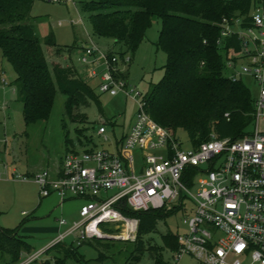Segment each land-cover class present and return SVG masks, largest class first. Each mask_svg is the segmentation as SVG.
<instances>
[{
    "label": "built area",
    "instance_id": "1",
    "mask_svg": "<svg viewBox=\"0 0 264 264\" xmlns=\"http://www.w3.org/2000/svg\"><path fill=\"white\" fill-rule=\"evenodd\" d=\"M251 26L240 27L221 22V35L237 34L241 42L236 61L227 60L231 81L249 76L257 86L254 97V130L238 138H219L212 133L198 146L181 147L176 133L158 124L145 110L140 93L129 88L119 67L124 56L109 54L96 43L85 47L82 62L92 56L89 77H98L101 93H122L137 101V110L129 130L116 139L115 149L72 150L65 153L58 166L41 168L18 175L31 179L41 197L55 194L60 201L68 197L84 199L79 219L38 249L12 264H30L40 260L48 246L92 239L135 241L138 219L124 215L116 204L125 200L133 210L178 208L185 211L182 222L186 231L177 234L178 249L171 252L170 264L187 255L198 264H264V132L259 119L264 118V8L250 13ZM97 135L108 141L104 123ZM139 151L142 167L136 168L134 152ZM112 192L110 195L104 193ZM192 208L184 207V200ZM24 214V212H22ZM114 229L110 233L101 226ZM98 235L99 238L94 236Z\"/></svg>",
    "mask_w": 264,
    "mask_h": 264
},
{
    "label": "trees",
    "instance_id": "2",
    "mask_svg": "<svg viewBox=\"0 0 264 264\" xmlns=\"http://www.w3.org/2000/svg\"><path fill=\"white\" fill-rule=\"evenodd\" d=\"M33 0H0V51L11 64L15 78L14 93L22 103L25 123L48 120L57 91L64 99L65 115L72 120L85 121L80 106L94 102L99 111L98 94L72 65L52 63L47 66L42 42L34 25L29 22ZM261 0H89L83 8L89 12L94 36L113 40L107 51L120 58L133 52L145 39L153 17L161 27L157 46L165 53L162 77L142 96L145 110L158 124L176 133L186 132L190 146L196 147L214 133L219 138H238L250 132L253 125L254 97L242 79L231 81L227 60H237L241 42L237 34L221 35V22L226 18L232 25L251 26L250 13ZM43 43L55 47L52 35ZM122 76L126 77L125 73ZM66 152L68 147L65 135ZM87 150V149H86ZM61 161V160H60ZM117 208L127 216L138 219L134 241V260L147 250L155 264H170L171 252L178 249L177 234H161V245L152 248L150 237L158 221L169 211L165 209L133 210L120 200ZM97 241L99 239H96ZM77 246L64 243L48 246L45 251L60 252L51 260H36L30 264H64L69 256L77 255ZM163 251L169 253L166 259ZM29 245L18 235L16 228L0 227V263L19 261ZM163 255V256H162ZM103 253L98 254L102 259Z\"/></svg>",
    "mask_w": 264,
    "mask_h": 264
},
{
    "label": "rangeland",
    "instance_id": "3",
    "mask_svg": "<svg viewBox=\"0 0 264 264\" xmlns=\"http://www.w3.org/2000/svg\"><path fill=\"white\" fill-rule=\"evenodd\" d=\"M84 1L89 0H33L29 22L34 25L36 35L42 42L49 71L52 73L54 62L72 65L98 94L101 111L94 102L79 107V112L86 115L85 121L72 120L65 115V97L57 91L49 119L27 125L23 117L22 103L14 93V70L0 51V227L16 228L18 235L29 245L31 251L44 249L50 239L72 226L79 219L83 200L68 197L60 201L55 194L41 197L35 182L31 179L23 181L18 177L27 173L26 161L37 170L47 168L50 163L54 166L66 153L65 135L69 139L70 149L80 151L106 148L113 151L116 139H120L127 132L137 110L136 100L122 93H101L98 77L88 76L92 68L100 69V66L92 62V56L87 57V62H82L85 47L94 42L105 48L102 43L110 40L92 34L89 12L83 8ZM259 7L264 8V0H261ZM160 27V19L153 17L146 30L145 39L133 52L127 51L124 54L127 61L119 63L129 88H134L140 93L137 100L150 90L164 72L166 55L157 46ZM47 35L53 36L55 47L48 48L44 45L43 39ZM106 49L110 48L106 46ZM242 81L255 97L256 83L247 76H242ZM101 122L105 124L108 141L96 133ZM258 127L264 132V118L259 119ZM253 130L254 125L250 127V131ZM176 137L182 148L190 147L185 131L176 130ZM133 152L136 168L139 169L143 165L140 153L137 150ZM184 203V207L190 212L192 203L188 199H185ZM174 207L177 209L158 221L156 231L144 236L145 239L150 237L152 248L161 245V234L167 231L182 234L186 231V225L182 222L185 211L178 208V201L173 203ZM101 228L110 233L114 232V229L107 228V225H102ZM73 237L66 238L65 243L72 245ZM134 245V241L110 238L98 241L92 239L79 245L74 243V246H77V255L67 257L64 264H155L147 250L143 251L139 260H134L137 254H133ZM99 253H103L105 257L98 258ZM28 254L30 253L24 252L21 257ZM162 254L165 259L169 255L166 251ZM61 255L53 250L45 251L40 260L52 261L54 256ZM177 264L198 262L184 255Z\"/></svg>",
    "mask_w": 264,
    "mask_h": 264
},
{
    "label": "crops",
    "instance_id": "4",
    "mask_svg": "<svg viewBox=\"0 0 264 264\" xmlns=\"http://www.w3.org/2000/svg\"><path fill=\"white\" fill-rule=\"evenodd\" d=\"M110 41L109 42H106V43H102V45L103 46H105V48H103L104 50H109V49H106V46H108V48H111V46L109 45V44H113V40L112 39H109ZM89 76V75H88ZM247 77H249V76H247ZM250 78V77H249ZM133 122V121H132ZM132 122H131V124H132ZM102 123V122H101ZM131 124L129 125V128H130V126H131ZM129 128H128V130H129ZM127 130V131H128ZM114 149H115V147H114ZM59 162L60 161H58V162H56L55 164H54V166L50 163V165H48V167H50V166H53V167H51V170H54L57 166H58V164H59ZM47 167V168H48ZM7 168V167H6ZM41 169V168H40ZM14 170V169H13ZM25 170H26V172H27V174L28 173H31V172H34L35 170H37V169H34V167H32V164L30 163V162H28V161H26V163H25ZM52 195V194H51ZM50 196V195H49ZM56 197H58L57 195H56ZM80 199H82V198H80ZM83 200V202H82V204L84 203V199H82ZM81 204V205H82ZM51 240V239H50ZM48 244V242L45 244V246ZM1 264V263H0Z\"/></svg>",
    "mask_w": 264,
    "mask_h": 264
},
{
    "label": "water",
    "instance_id": "5",
    "mask_svg": "<svg viewBox=\"0 0 264 264\" xmlns=\"http://www.w3.org/2000/svg\"><path fill=\"white\" fill-rule=\"evenodd\" d=\"M94 237H95V238H99V236H98V235H95Z\"/></svg>",
    "mask_w": 264,
    "mask_h": 264
}]
</instances>
